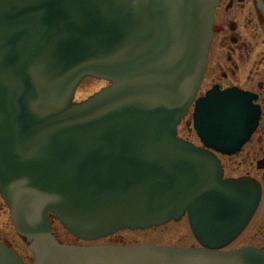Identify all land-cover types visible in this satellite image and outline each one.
Returning a JSON list of instances; mask_svg holds the SVG:
<instances>
[{"label":"water","instance_id":"obj_1","mask_svg":"<svg viewBox=\"0 0 264 264\" xmlns=\"http://www.w3.org/2000/svg\"><path fill=\"white\" fill-rule=\"evenodd\" d=\"M220 0H0V191L33 264H264L247 227L259 182L223 179L209 149L236 153L258 125L251 94L217 86L196 102L208 149L178 137L208 63ZM264 12V3L258 2ZM86 77L112 84L82 103ZM188 213L202 248L79 246ZM0 264H24L0 243Z\"/></svg>","mask_w":264,"mask_h":264},{"label":"rangeland","instance_id":"obj_2","mask_svg":"<svg viewBox=\"0 0 264 264\" xmlns=\"http://www.w3.org/2000/svg\"><path fill=\"white\" fill-rule=\"evenodd\" d=\"M239 17L238 21V32L243 33L246 37L248 50L250 52L247 58L239 59V56L234 55V63L238 65V68L233 67L228 59V52L225 50H215L211 56V62L207 68L205 74L200 95L208 91L214 84L215 78H222V72H230L231 68L235 70V75H231L228 79H221L223 86H227L233 83H238L244 88H250L252 82H258L260 78L264 75V54L263 52V42L260 37L261 31L254 38L252 32H254V26L250 25L244 29V15H255L252 14L253 11L252 4L240 5L238 9ZM253 24V23H251ZM249 25V24H248ZM256 33V32H255ZM237 57V58H236ZM220 63V68L219 64ZM259 68V70L257 69ZM260 71V73H258ZM253 72V74H251ZM252 78V82H250ZM108 84L102 80H96L93 78L85 79L76 93V100L82 101L87 99L89 96L100 91L102 88L106 87ZM179 136L194 142L199 143V138L193 127L192 121V110L188 116H186L178 127ZM245 167L238 168V173H243ZM263 179L264 177H259ZM53 230L61 242L69 244H83L87 243L77 241L71 234H69L63 226L57 222H53ZM0 239L7 242L13 250L17 251L25 260L26 264H32L33 254L27 247V244L17 235L12 221L10 219L9 211L1 198L0 195ZM96 244H109V243H122L126 245H140V244H156L170 247H182L188 248L191 246L198 247L197 243L191 229L189 226L188 219L184 217L180 221H171L163 226L156 228H150L147 230H123L117 234L108 237L106 239L95 242ZM244 245H253L264 249V197L260 204V207L254 216L252 222L243 232V234L232 243L228 249H234L242 247Z\"/></svg>","mask_w":264,"mask_h":264},{"label":"flooded vegetation","instance_id":"obj_3","mask_svg":"<svg viewBox=\"0 0 264 264\" xmlns=\"http://www.w3.org/2000/svg\"><path fill=\"white\" fill-rule=\"evenodd\" d=\"M259 1L260 0H220L214 15V35L209 51V64L215 48H217L218 51L225 50L228 52V59L232 66L236 68H238V65L233 61L234 55L239 56V59H244L249 56L250 52L248 50L246 37H244L245 35L243 36V33L237 31L238 21L236 18L237 16L239 17L240 12L238 13V11H235L240 5L247 3L252 4L253 11H251V13L255 15H244L245 23L243 27L246 29L250 25H253L255 31L252 32V34H254V38H256L255 36L262 30L260 37L263 42L262 53L264 54V12L258 7ZM261 2L264 3V0H261ZM247 54L248 56L246 57ZM218 65L220 68V63ZM257 69L259 70L258 67ZM258 73H260V71H258ZM230 74L235 75V70H233V68H231V73L223 71L221 74L222 78L216 77L213 85H220L223 89L236 86L254 94L257 97L255 103L261 110V116L257 129L251 139L239 152L229 156L218 154V157L223 164L225 172L224 177L254 178L261 183L264 197V182L263 179L259 178L264 177V75L258 82H252V78H250V82H252L250 88H244L238 83L223 86L221 79H228ZM251 74H253V72ZM240 167H245L243 170L244 172L241 174H239L237 170ZM0 241L7 244L4 240L0 239Z\"/></svg>","mask_w":264,"mask_h":264}]
</instances>
